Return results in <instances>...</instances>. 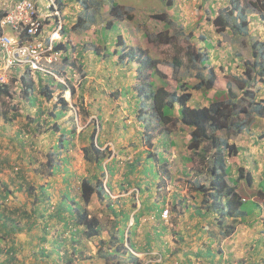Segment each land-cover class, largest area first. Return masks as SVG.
<instances>
[{
    "label": "trees",
    "instance_id": "trees-1",
    "mask_svg": "<svg viewBox=\"0 0 264 264\" xmlns=\"http://www.w3.org/2000/svg\"><path fill=\"white\" fill-rule=\"evenodd\" d=\"M78 1L84 8L75 24L71 27L73 30L87 31L97 22V11L102 7L103 0ZM109 1L111 2L109 6L110 13L115 18H122L124 12L121 10V5L115 0ZM166 1L167 6L174 5V0ZM246 10V5L241 4L239 0H231L230 6L220 9L213 24H216L220 31L229 29L234 35H247L248 21ZM155 16L164 22L165 27V30L158 33L157 36L164 37L162 42L170 43L173 39V37L169 36V28L173 25L172 19L165 12L157 13ZM111 24L112 21H109L107 28L112 27L110 26ZM68 30L70 31L71 28L64 25L63 34L65 37L68 35ZM202 38L206 39L205 35H202ZM106 39H109L108 35H106ZM117 40L118 45L115 49L107 48L106 58H111V61H114L113 55L119 54L118 59L121 62L123 60H130L131 62L135 60L140 63V69L148 65L153 70L152 74L157 72L163 78L172 76L177 82L176 89L169 91L165 86L155 87V81L152 79L137 85L135 88L124 85L120 87V94L125 96L129 94L131 96L128 100V105L132 106L138 121L146 127L144 133L148 132L152 127L157 129L161 125L159 130L166 132L165 134L167 135V132L173 131L165 127V124L170 122L175 126L181 124L189 128L186 143L187 149L195 152L198 156L199 164L207 171L209 184L201 183L198 180L196 185H194L195 190L203 195L202 201L197 205L188 206L185 199H182L183 201H171L173 208L182 206L184 210L193 209L190 211L191 220L188 222L187 227L173 234L178 245V248L174 251L175 248L170 246L169 240L165 238L169 225L161 217L163 209L169 203L166 199L163 201L152 200V190L147 186L151 182L148 180L150 176L148 172L156 167V163L161 161V156L163 155L160 152L149 153L142 162L140 169L138 164L142 158L138 155L133 161L125 163L127 169L124 172L123 180H126L127 185H137L139 195L143 197L142 201H140L141 206L137 209V201L135 199L131 201L129 207H115L109 203L108 206L114 219L113 222L111 221V226L107 228L108 237H102L101 232L104 225L97 215L90 212L88 206L95 195L102 200L110 197L107 188L112 190L113 186L110 179H107L106 183H104L105 171L113 175L117 167L116 164L112 163L109 165L103 164L109 159L108 151L106 148H101L99 137L95 138L94 134H92L88 143L82 149L84 160L88 165H94V167L89 175L80 178L79 198H77V195H71L69 181L71 174L68 173L69 157L66 151L69 152L71 146L74 145L70 140V136L76 130L64 128L57 121L63 116L64 107L69 106L68 101L63 97V92L69 87L60 83L62 88L60 102L61 105L63 103L64 107L58 110L55 108L53 109L54 111H51V114H54L53 120L56 128L54 132H59L60 134L55 140L56 143L50 147L49 152L46 154L44 167L48 169L50 176L57 171L64 172L63 181L67 187L62 191L61 198L56 202V207L53 209L54 212H48L49 202H51L49 201L51 194L48 186L51 183L47 182V184L39 185L38 188L30 184L26 188L28 195H32L34 203L36 201L43 203L42 209L36 208L33 212H41L42 218L49 217L45 223H43L44 221L38 223L41 229V232H39L40 243L43 247L41 257L53 259L55 262L60 260L65 262V264H80L76 254L83 257V250L77 253V248H74L71 252L66 249L67 251L64 253L59 249L46 252L45 243H54L57 247L58 243H55L52 237H49L53 228L55 230L53 219H57V223L61 224V231L70 232L74 240L80 242L79 238L83 236L88 239L95 238L97 244H99L98 254L106 263L142 264L144 259H141L137 254L135 255L132 251L133 249L142 253L145 251L146 254L150 251L158 250L161 260H166L169 255L177 256L178 264H233V258H236L233 252L226 256L223 254L221 247H215L214 243L219 240V236L231 237L236 232L239 224H247L250 228L255 227L256 224L264 225V188L256 184L254 180L255 176L260 177L262 172H258L256 175L252 171H248L243 164L236 167L235 163L239 162V158L242 163L245 161V158H242L243 154H245V147L231 138L240 134L244 135L249 122H252L254 118H264V96H262L260 88L264 86V42L260 43L258 41L252 44L251 59L242 57L238 52L233 53L236 58L240 57V61H242L240 68L242 71L229 73L226 87H221L217 68L210 65L211 56L206 48L188 45L187 54L189 60L194 68L199 69L195 73L198 79L197 83L190 86L186 81L180 80L179 75L184 63L179 55L174 56L172 59L171 74L165 75L157 67L158 63L161 62L159 59L142 56L131 48L128 50L122 49L119 46L123 44L124 40L120 35ZM57 48L64 49L65 53L63 62L54 66L53 70L57 74L64 75L63 71L66 72L67 64H73L70 58L72 53L69 51L74 47L66 40L65 43H58ZM108 52H112V54H108ZM97 53L99 55V51ZM234 55L229 57L231 58V63L232 60H235ZM68 68L72 69V65ZM220 68L222 69V64ZM205 70H207V73ZM48 78L47 83H44V78H40V83H38V87H36L38 89L36 90H39V95L52 99L55 92L53 89L55 80L52 77ZM25 83L27 85L25 88L26 92H31L33 96L35 91L34 82ZM233 83L240 90L239 93L233 91ZM212 89L216 90L217 95L207 104H190L193 98L192 90L208 91ZM8 90L9 87L6 84H2L0 86V97L4 94L7 95ZM33 97L37 102L38 98L36 96ZM246 103L247 105H245ZM0 105L4 106L1 100ZM10 110L12 109H6L4 113L6 115L8 112H12L13 117L8 115V118L9 123H13L18 112ZM40 112L45 114V110ZM20 130L16 135L21 134L23 136V138H17L22 144L24 143V130L28 136L31 132L37 130V126L31 121H25ZM223 132L226 135H223ZM149 140H151V135L148 133L146 141L149 143ZM163 144L167 145L166 140L163 141ZM30 157L36 158V156ZM3 162L8 163L10 170L14 171V166L10 164V161H2L0 164H3ZM18 172L19 174H15L13 179L16 187L11 188L5 184V188L0 191V242L5 239L8 242H12L15 234L23 233L24 228H28L29 223L24 224V216L28 215V211L24 210V206H14L5 202L10 194L12 195L24 188L22 167H19ZM131 174H137V179L133 183L129 182ZM245 181L247 182L246 186L255 188L253 196L247 197L241 194L239 188ZM144 185L146 186L144 187ZM249 200L253 201L256 206H260L262 211L258 213L257 209L243 207V204ZM143 216H148L149 220H152L150 225L147 224L138 233V225ZM132 218L133 223L130 225ZM193 230L196 231L194 239L201 241L194 245L195 248L188 245L189 242L186 240L187 236L191 237ZM139 235L144 236L141 241L138 239ZM64 241L65 238L60 242L59 247L64 245ZM259 241L264 246V229L257 237L256 243H259ZM7 250L8 254L15 252L14 245H11ZM250 250L248 253L253 254L254 252L256 255L254 257L251 254V256H247V262L249 264H264V249L254 246ZM43 260L47 262V260ZM0 264H3L1 260ZM159 264H163V261ZM240 264L246 263L243 261Z\"/></svg>",
    "mask_w": 264,
    "mask_h": 264
},
{
    "label": "rangeland",
    "instance_id": "rangeland-1",
    "mask_svg": "<svg viewBox=\"0 0 264 264\" xmlns=\"http://www.w3.org/2000/svg\"><path fill=\"white\" fill-rule=\"evenodd\" d=\"M115 1L121 5V10L124 12L122 18H115L109 11L111 2L109 0H103L102 7L97 11V22L90 29L87 31L73 30V28L70 31L68 30L67 37L69 38V43L74 47L71 51L73 54L70 56L73 64L68 63L67 66L72 65V69L67 67L66 69L70 70L63 72L64 76H67L65 79L66 83L72 87L73 91L63 92V97L68 101L69 106L64 107L63 103L61 105L60 102L62 93L60 83L62 82L58 80L54 82L53 89L55 92L53 93L52 99L38 94L39 90H36L38 89L36 87H38L40 81L36 80L37 77L34 78V81L32 79L29 82H34L35 84V93L33 92V95L37 94L36 97H42L41 101L47 103L44 105L50 106L47 109L51 108L54 104L58 105L59 108L64 107V114L58 120L59 124L69 130H76L70 136V140L74 145L71 146L69 152L66 151L69 157L68 173L71 174L69 181L72 196L77 195V198H79L78 188L80 178L89 175L91 169L94 167V165H88L84 160L82 149L88 143L92 134H94L95 138L99 137L101 148H106L108 151L109 159L103 164H116L117 170L113 175L105 171L104 183H106L107 179H110L112 182L111 185L113 186L112 190L107 188L110 197L102 200L95 195L88 206L90 212L97 215L104 225L103 231L101 232L102 237H108L107 228L111 226V221L113 222L114 219L108 206L109 203L115 207H129L131 201L135 199L137 201V209L141 206L140 201H142L143 197L139 195L137 185H127L126 180H123L124 172L127 169L125 163L127 161H133L135 157L140 155L142 158L138 164L140 169L142 162L149 153L160 152L163 155L161 156V161L155 162L156 167L148 172L150 175L148 180L151 182L147 186L152 190V200L163 201L166 199L169 203L168 207L170 208L171 215L168 221L162 219L169 225L165 238L171 240V246L176 251L178 245L173 234L187 227L192 209L184 210L182 206L173 208L171 201H183L182 199H185L187 204L193 201H202L203 195L195 190L194 185H196L198 180L201 183L209 184L207 171L199 164V158L195 152L187 149L186 143L189 128L181 124L175 126L170 122L166 123L165 127L173 130L171 134H160L161 130L159 129L161 125L157 129L152 127L148 132L144 133L146 127L138 121L134 110H132V106L128 105V100L131 96L129 94L127 96L121 95L120 87L128 85L135 88L137 85L153 79L155 81V87L165 86L169 91H173L176 89L177 82L172 76L163 78L157 72L152 74L153 70L148 65L140 69V63L135 60L132 62L130 60H123L121 62L118 59L119 54L113 55V60L115 59L116 62H114L115 60L111 61V58H106L107 48L111 50L115 49L118 45L117 39L120 35L124 42L119 47L125 50L131 48L142 56L159 59L161 62L158 63L157 67L165 75L171 74L170 67L172 59L174 56L179 55L184 63V67L181 68L179 75L180 80L186 81L190 86L197 83L198 79L195 73L199 69L194 68L189 60L187 54L188 45L206 48L211 56L210 65L217 68L221 87H226L229 73L242 71L240 68L242 61H240V57L236 58V55L233 53L238 52L245 54V56L248 53L249 57H251V47L245 43V35H234L229 29L220 31L217 25L213 24L220 9L230 6L231 0H174V5L172 6H167L166 0ZM239 2L246 5L247 10L264 8V0H239ZM39 4L42 12L48 13L44 10L46 0H39ZM82 8L84 6L79 1L75 2L74 0L70 6V11L75 10L77 14L79 11H82ZM162 12L167 13L173 21V25L169 28V36L173 37L170 43L162 42L164 37L157 36L158 33L165 30L164 22L155 16V14ZM109 21H112L110 25L112 27L107 28ZM64 25L69 26V19L66 15H64ZM56 27V24L48 27L45 30L46 34L50 33ZM7 32L11 33V30L8 28ZM106 35L109 37L108 40L106 39ZM202 35H205L206 39L202 38ZM240 46L243 47L240 48ZM97 51H99V55ZM109 53L112 54V52ZM231 55L235 57L232 63L231 58H229ZM221 64L222 69L220 68ZM205 72L207 73V70ZM47 80L48 78L44 80V83H47ZM62 84L65 85L64 83ZM26 86L25 83L22 86L20 83H16L15 78L11 79L8 86V94L1 96V101L4 105L1 106L3 112L8 108L18 112L19 115L26 112L27 109L23 105L28 96L25 91ZM232 88L234 92H240L234 83ZM262 91H264V87ZM192 92L193 98L190 104H207L217 95L215 89L208 91L192 90ZM29 113L32 114L31 111ZM45 114L47 119L51 117L49 115L51 114L50 111H47ZM24 118L27 117L23 116V118L16 119L10 126L9 131L6 134L0 131V135H4V137L8 136L12 140L10 143L18 144L15 136L18 131H21L22 124L26 120ZM29 119H31V116H29ZM260 121L258 118H254L252 122H249L244 133H247L249 136L254 134V137H258V141L262 143L264 142V139H262L264 138V122ZM52 122L37 123V130L31 132L28 136L24 130V150H26L24 155L29 154L30 157L31 152L35 153V163L32 166H36L37 168L33 173L37 177L38 175L36 174H42L43 178L39 180L35 178L34 183H42V181L44 184H47V182L51 183L48 186L51 194L49 200L51 202H49L48 207L49 212H54L53 209L56 207V201L61 198L62 191L67 187L62 179L64 172L50 176L48 169L44 167L46 154L60 134L59 132H54L56 128L54 122ZM249 130L250 132H248ZM148 133H151L152 144L150 141V144L146 141ZM223 135H226V133L223 132ZM236 137L232 136L231 138L233 141L243 142L244 145L247 143L246 136L240 134L238 138ZM164 140H166L167 145L163 144ZM242 158L246 160V163L244 161L242 164L248 165L247 169L257 175V169H253L252 167L255 164L253 156L246 149ZM260 158H255L258 160L256 164L258 162L264 163V158ZM235 165L236 167L241 165L240 159ZM255 177V183L264 188V173H261L260 177ZM135 179H137V174H131L129 182L133 183ZM246 184L247 182L245 181L239 188L241 194L247 197L253 196L255 190L252 189L255 188H250ZM7 202L10 205L15 203V201ZM243 207L257 209L258 213L262 211L260 206H256L251 200L245 202ZM151 220H149L148 216H143L138 225V233L147 224L150 225ZM132 223L133 218L130 220V225ZM54 224L56 225V223ZM252 228H238L231 237H223L220 235L219 240L214 245L215 247H221L223 254L226 256L233 252L236 256L235 259L233 258V264H240L243 261L249 264L247 262V256L252 255L254 257L256 255L254 252L253 254L248 253L251 251L250 249L254 246L261 247L262 250L264 249L262 242L259 241V243H256V239L264 229V225L256 224ZM53 233L50 234V237H52ZM143 238V235L138 236L139 241ZM191 238L190 240V236H187L186 240L189 242L188 245L193 247L197 241L194 237ZM30 243L35 244L32 238H30ZM83 245L85 247L83 253L85 259L79 254H76L77 259L80 260V264H113L112 262L106 263L99 256V244H97L95 238L85 240ZM27 250L29 251V249ZM132 251L135 255L137 254L141 259H144L142 264H159L161 261H163V264H178L177 256L169 255L166 260H161L158 250L150 251L147 254H145V251L144 254L133 249Z\"/></svg>",
    "mask_w": 264,
    "mask_h": 264
},
{
    "label": "crops",
    "instance_id": "crops-1",
    "mask_svg": "<svg viewBox=\"0 0 264 264\" xmlns=\"http://www.w3.org/2000/svg\"><path fill=\"white\" fill-rule=\"evenodd\" d=\"M246 12H247V21H248V27L249 28H248V34L245 35L244 38L246 40L245 43L251 47L252 44L255 42H258V41H260V43L264 42V8H261L259 10L249 9V10H246ZM242 47L243 46H240V48H242ZM238 54L241 55L242 53L241 54L238 53ZM246 54H247L246 56H248V57H246L245 54H242V57H245L247 59H249V58L251 59V57H249V54L248 53H246ZM263 87H260L262 96H264V91H262ZM33 96H37V94H35ZM33 96L31 94V92L28 94L26 101H25V104H23L25 109H27V110L25 113L23 112L22 115L21 114L19 115L17 113L16 119H19L20 117L23 118V116H26L28 119L24 118V119H26L25 121H31V123H34L35 125L37 123H39V124H43L44 122L48 123L49 121L54 122V120H53L54 114L53 115L49 114V115H51V117L47 119L46 114H42L40 111L45 110L46 111L45 113H47V111L51 112L55 108L58 110L59 109L58 105L54 104V105H52L51 108L46 109L47 107H50V106L44 105L47 103L41 101L42 97H37L38 101L36 102L35 98ZM0 100H1V97H0ZM55 106H57V107H55ZM1 108L2 107H0V131L2 133L6 134L9 131L10 126L12 125V122L9 123L8 115H9V117H13V116H12V112H8L5 115V113L2 111ZM10 111H12V110H10ZM29 111H31L32 114H30ZM29 116H31V119H29ZM258 120L259 121L261 120L262 122H264V118H258ZM54 124H55V122H54ZM258 126H260V125H258ZM248 132H250V130ZM18 133H19V131H18ZM7 135H9V134H7ZM244 136H246V139H247L246 142L247 143H245V145L243 142H239V143L245 147V149L247 150V152L250 155L253 156V160L255 162V164L252 166L253 169L256 168L258 172L263 173L264 172V163L258 162V164H256V162L258 160L255 158L256 157H261L260 159L264 158V142H262V143L259 142L258 137H254V134L249 136L246 133V134H244ZM259 136H260V134H259ZM18 137L23 138V136L21 134L15 136V138H18ZM236 138H238V136ZM262 139H264V138H262ZM10 142H12V140H10V138L8 136L4 137V135L3 136L0 135V163H2V161L8 160V161H10V164L14 166V171L12 172L10 170L9 165H7L8 163L3 162V164H0V191L5 188V184L9 185L11 188L16 187V185L13 183L14 182L13 179H14L15 174L16 175L19 174V172H18L19 167H22V173H24V188H23V190L17 191L12 195L10 194V196H8L7 201H15V203H13L14 206H24V210L28 211V215L24 216V224L25 223H27V224L29 223V224H28V228H24L23 233H17L14 235L12 242H8L7 239L0 242V260L3 262V264H44V263L45 264H65V262H63V261L59 260L58 262H55L53 259L51 260L48 258H42L41 255H38V254L43 253L42 252L43 247L40 243L41 240L39 238V232H41V229L39 228L40 226L38 223L43 222V221H44L43 223H45V221H47L49 219V217L46 216V217L42 218L41 212H33V210L35 211L36 208L42 209L43 203L41 201H36V203H34V201H32L33 200L32 195H30V194L28 195L26 188L30 184H32V185L36 186V188H38L39 185L44 184V183H43V181H42V183H39V182L34 183L35 178L37 180L43 179V178H42V174H36V175H38V177L34 176L33 172L36 170L37 167L32 166V165H34V163H35V160H34L35 158L33 159L32 157H29V154L24 155V153L26 152V150H24V143L21 144V142L19 140H17L18 144H15V143L12 144ZM27 153H28V150H27ZM34 155H35V153L31 152L30 156H34ZM26 159H28V160L26 161ZM27 162H28V165H27ZM245 163H246V160H245ZM241 164H242V161H241ZM245 166L248 167V165H245ZM56 173H60V172L57 171ZM55 174H53V175H55ZM62 179H64V174H63ZM252 188H254V187L252 186ZM252 190H255V189H252ZM16 194H19V195H16ZM7 201H5V202L8 203ZM199 202L200 201H193L192 203H188L187 205L188 206L197 205ZM35 222H36V224H35ZM55 222L56 223L58 222L57 219H53V223H55ZM55 227H57V229L54 230V228H53L51 233L54 232L52 234V239L55 241V243H58L57 244L58 248L56 247V245L54 243H52V244L45 243L44 246L47 249L46 252H51L52 250H58L59 249L61 252L64 253L67 251L66 249H68V251L71 252L74 248L78 249L77 253H79L82 250L84 252L85 247L83 244H84L85 240H87L88 238L83 236L82 238H79L80 242H78V241L74 240L73 235H71L70 232L61 231L62 227H61L60 223H57L55 225ZM247 227H249L247 224H241L238 226V228H241V229L242 228L247 229ZM60 234L62 237L60 236ZM195 236H196V231L193 230L191 237L195 238ZM49 237H50V235H49ZM30 238L33 239L35 244L30 243ZM64 238H65L64 245H62V247H59L60 242ZM169 242H171L170 239H169ZM197 243H200V241H197ZM171 244H172V242L170 243V246H171ZM11 245H14L15 252H11L10 254H8L7 249ZM26 245H28L27 248H26ZM193 248H195V247L193 246ZM27 249H29V251ZM37 250H38V252H36ZM30 251H31V253H30ZM140 253L144 254L142 252H140ZM54 255H55V253H54ZM43 259L47 260V262L44 261Z\"/></svg>",
    "mask_w": 264,
    "mask_h": 264
},
{
    "label": "built area",
    "instance_id": "built-area-1",
    "mask_svg": "<svg viewBox=\"0 0 264 264\" xmlns=\"http://www.w3.org/2000/svg\"><path fill=\"white\" fill-rule=\"evenodd\" d=\"M39 7V0H0V86L9 84L12 78L22 83L24 76L32 79L38 74L67 84L64 77L50 66L62 62L65 50L56 47V32H45L47 23H56L62 28L60 2L46 0L44 10L48 13H43ZM54 16L56 18L51 19ZM7 28L11 33L5 32ZM170 215V208L166 205L161 216L168 221Z\"/></svg>",
    "mask_w": 264,
    "mask_h": 264
},
{
    "label": "clouds",
    "instance_id": "clouds-1",
    "mask_svg": "<svg viewBox=\"0 0 264 264\" xmlns=\"http://www.w3.org/2000/svg\"><path fill=\"white\" fill-rule=\"evenodd\" d=\"M73 1L74 0H59V2H60V5H61V8H62V17H63V26H62V28L60 29V28H58V24H56V23H54V24H56L57 25V27L55 28V29H53L51 32H50V34L51 33H53V32H56V36L58 37V42H57V44L58 43H65L66 42V40L67 41H69V38L66 36H64V34H63V28H64V15H66V17L69 19V26L68 27H70V28H72L71 27V25H73V24H75V22L77 21V18H78V16H79V14L81 13V11H79L77 14H76V12H75V10H71L70 11V6H71V4L73 3ZM78 0H75V2H77ZM40 8V7H39ZM82 10H83V8H82ZM75 12V13H74ZM71 14V15H70ZM2 15V11H0V16ZM55 19L56 17L54 16V17H51V19ZM46 20H49V19H46ZM46 22H49V21H46ZM51 25H53V24H50V23H47V25L45 26V30L48 28V27H51ZM8 29V28H7ZM7 29H5V32H7ZM56 47H57V45H56ZM72 51V49L69 51L70 53H72L73 54V52H71ZM62 62H63V59H62ZM61 62V63H62ZM61 63H58V64H50V66L51 67H54V66H56V65H59V64H61ZM60 75V74H59ZM61 77H64V79H66L67 78V76H64V75H60ZM37 77V79L36 80H38V81H40V78L42 79V78H44L43 80H45L46 78H48L49 76H41V75H37L36 76ZM16 79V83H20V85L22 86V85H24V83L25 82H28V83H30L29 81L30 80H32L33 79V81L35 80L34 78H32V79H28V78H26L25 76L22 78V83H21V81H17V78H15ZM49 79V78H48ZM54 79V78H53ZM55 81H57V79H54ZM11 81V80H10ZM59 81V80H58ZM44 82V81H43ZM61 82V81H60ZM9 84H10V82H9ZM9 84H7V86H9ZM26 84V83H25ZM65 85H67L69 88L65 91V92H68V91H70L71 92V86H69L68 85V83L67 84H65ZM27 87V86H26ZM26 91V90H25ZM30 92H27V94H29ZM35 93V92H34ZM35 95V94H34ZM161 132V131H160ZM166 132H161L160 134H165ZM172 132H169V133H167V135L168 134H171ZM149 135H151V133H149ZM166 135V134H165ZM152 137V136H151ZM150 142H151V144H152V141L151 140H149ZM56 143V142H55ZM54 145V144H53ZM52 145V146H53ZM51 147V146H50Z\"/></svg>",
    "mask_w": 264,
    "mask_h": 264
}]
</instances>
